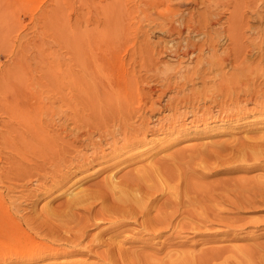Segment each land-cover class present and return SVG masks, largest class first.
Here are the masks:
<instances>
[{
    "label": "bare ground",
    "instance_id": "1",
    "mask_svg": "<svg viewBox=\"0 0 264 264\" xmlns=\"http://www.w3.org/2000/svg\"><path fill=\"white\" fill-rule=\"evenodd\" d=\"M133 1L134 3L128 4L129 2L127 3V1L125 0H113L111 2L108 1L105 6L103 5L104 7L103 9H101V12L106 16V20L101 19L102 17L100 19L103 20L104 23L106 22V24L103 29L100 28L101 30H98L97 28L96 30H93L92 28H87V26H83V59L80 60L82 67L80 69L81 71H77L79 73H73L75 74V76L71 77L73 82H77L78 86L83 88V96L87 97L88 95L87 98H89L85 99L86 97H83V115L79 112L74 114L72 113L73 115H70L71 113H64L63 115L61 114L60 116H57L58 118H56L55 115H47V117L39 115L40 117L37 116L27 121L28 126L30 125L29 135H24L22 132V135H19L20 130L19 132L17 130V133H19V141H15L14 139H12L15 142L20 143V146L18 147L19 150H21L23 153L26 151H30V153H33V157L31 158H27L29 154L26 155L25 153L24 155L20 151L18 152L19 154L17 153V155H20L19 157H22V159H27L24 160L25 162L27 161L30 164L27 165L23 163L22 160L20 161L15 158L16 160H18L16 161L14 159V155L16 153L13 155V159L15 160L14 162L13 159H11L12 156H9V153L7 152L8 156L11 157L10 159L13 162L9 161V165H7L8 167L5 170V174L7 175L9 171H13L15 175L14 177L20 180L21 182L25 179H27L26 182H34V186H29L25 189L23 188V185L25 183H21L22 189L20 192H22L21 194H23V191H25L24 195L27 196L28 199H31L32 197H37L38 193L46 195L50 194L57 187H62L65 183H68L70 178L79 175L77 173H82V175L79 176L81 180L87 178L88 176L90 177L91 175H86L85 173L95 163H105L106 165H104L103 170L107 173L105 177H103V180H94L92 181V183L86 186H83L81 184L79 186L83 187L70 190L68 193H66L67 197L62 200L58 205L52 207L47 206L45 209L43 208L45 216L43 215L42 217H44L43 220H47L46 222L42 220L44 226L43 224L41 225L42 221L41 223L38 221L36 222L35 219L31 218V222L32 220H35L34 223L36 222V225H34V223V226L28 225V229L23 228L24 226L22 227V224L19 225L17 223L18 221H14L15 225L11 222L13 227L10 226L9 221H0V249L1 246H7V248L10 247V249L13 251H21V254L27 256H24V259L20 257V259H22V261H24L25 263L37 264V262H40L42 264L44 262V264H144L145 261L148 262L152 258L154 259L157 257H153L152 254L147 253L146 249L144 250V248V251H139V246L148 248L150 246L151 249V247H153V244L151 243L152 240H155L158 237H162V235H165L164 233L169 232L167 238L165 239L167 240L168 247H172L173 243L169 244V242L171 241L168 240L172 239V236L176 234V232L179 233V230L183 227H185L184 229H188L186 226H188L191 230L194 229L196 231V228L198 230L197 223H199L200 225L205 223L203 221H209L210 223L211 218L210 220L208 219V217L206 216V212H209L210 214L212 213L215 217H217L219 215V211L226 209L225 207L227 205H224V207L222 203L229 204L231 207L233 206L234 209L236 208V210L240 211H242V208L245 210V208L249 206L254 207V205H256L255 203L257 202H262L261 204L257 203L260 205L264 204V179L248 181L242 178H238L237 176L236 178H227L225 180L217 179L218 182L216 184H204V182H198V180H201V178L203 179V177L206 176V173L209 171L211 166L214 165L213 163L219 165L220 168L218 170L222 172L226 171L227 173H237V171L249 170L247 169L249 167H259V163H252V166H247L241 164V161L250 162V160L257 161L261 158H264V134L261 136L257 134L258 137L255 135L256 133L254 135L252 134V137H254L252 141H250L249 139L248 141H245V138H239V140H237V143L231 145H218L217 149L213 147L214 145L211 146L213 148L212 149L209 144V148L215 151V153L213 152V154L207 152L209 149L203 150V152L206 151L203 154V152L200 151V149L202 148V146L200 145V149H197L196 147L194 148L195 150L197 149V151L199 150V152L196 151V154H190L192 148L189 150L190 155H188V158V153H186L187 150L184 151V153L182 151L183 148L182 150L181 148L180 150L177 149L176 152L174 151L169 155L167 154L169 151L166 152V154L170 156V158H156V154L153 156V154H151L152 152L150 154L148 153V150L146 154L145 151L140 152L139 150H136L135 147L147 143L145 141H153L151 139L148 140L147 134L155 135L158 132L166 130V128L169 129L167 131L168 133L174 132L177 135L181 132L183 133V131L179 128V126L182 124L180 118L182 119L183 114L185 115L186 112H183L182 114V112L180 113L179 111H177L178 114L175 113L177 115H173L172 117L167 118L166 127H163V121L160 119L157 121V123L151 125L150 117L148 116V114L146 116L144 112L145 106L149 104V101L147 103V100L143 98V100L139 101L133 99V97L136 96L134 95L135 92L139 88L141 90L143 85L142 84L141 87H138L139 80H137V78H140V76H136L137 72L135 75L134 70L130 67L131 71H133L130 73V70L128 71V69H126L127 72H125V74L122 73L123 75L120 77V79L118 78L117 81L113 82L107 78L109 75L108 69L112 68L113 66L114 68L119 67L120 64L124 65L127 62L128 63L126 65H138L139 63V67H143L145 68V70L147 69L148 72L150 69H157V64L159 63L160 65V62H164L160 61L161 59L159 60L158 55L161 54L162 56L164 54L170 56L171 59L173 58L181 61L183 60V57L191 58L193 60V64L195 63L194 65L192 64V67L186 69L189 70L187 74L185 73L186 71H184L185 69L183 70L184 72L180 74L179 72L181 70H179V75H177L176 72H172L171 74L170 71H172V69H169L170 71H168V69L162 70L164 77L168 80V83L174 81L176 83L175 85H180V83L182 82V87H178L181 90H183L182 88L186 86L188 82H192L193 84L194 79H197L198 81L201 80L204 86H207L206 83L208 81L212 83L211 85H226L225 81L229 80L230 82L231 76L229 77V74H224L226 71L225 67H227L228 64L231 65L237 60L240 62H238L239 64L245 62V56L243 51L244 41L242 42L241 38L242 36H244L243 30L245 24H247V21L245 20V12H243L244 10L242 11L240 9L243 7L244 4L238 3L236 0H227L228 3L226 0H224V3H215L213 9L211 7V9L202 11V15L198 14L201 17H197L195 11L191 10L189 12H186L185 8H180L181 5L187 3L188 1L191 2L192 0H178V5L174 4L175 6L173 7H170V3H172V1L168 5L166 4V10L171 12L168 15L166 11V14H163L164 11L162 10V13L160 8L158 7L161 3L163 4L165 1L169 2L170 0H139L138 2L137 0ZM218 1L221 2V0ZM232 1L235 2L234 4L236 8H239L236 9V11L233 13L235 16H233V21L230 22L228 28H226L227 32H224V28L218 29V27L215 26L216 24H219L221 20V18L219 19L218 17L216 9L218 10V6L220 4L226 3L225 5H228ZM248 1V4H253L256 0ZM262 1L264 2V0ZM202 2L204 3V1ZM237 10H239V12ZM136 11H140L141 13H143V19H146L147 21L150 20L151 23L156 20L154 22L155 27L158 28V30L162 31V33H166L169 36H172V39L169 38V40H167L165 43H162L161 41L160 43H158L159 40H157L156 42H151L148 38H146V31L141 30L143 28L141 27V23L137 24V29H135V27L133 26V22L136 20L133 19L137 18L138 15H141L140 13L138 15L135 14ZM253 11L255 12V15L258 16V19L264 16L262 13L260 14V10L258 9H254ZM203 18H206V20H204ZM140 20L142 19L138 18L137 22H140ZM141 22H143V20ZM151 27L153 28L154 26L152 25ZM152 28L150 29L154 30ZM132 32L135 35L134 39H136L137 44H131V53L129 51L130 57H127L128 60L126 62V57L125 59H123V56L120 55L118 46L126 37L134 36L132 35ZM223 34L231 39L230 41L233 42V45L232 47L230 46L231 48H226V50H223L222 53L219 54L217 53V47L221 42V37L223 36ZM125 51L128 52L127 49ZM38 59L40 60V58ZM158 60L159 62L156 63ZM236 67H234V65L232 66L231 75H234L235 73H237L238 75L241 69L243 71L242 67L240 69V66H238L240 70L236 69ZM114 68L112 70H114ZM137 69L139 68L137 67ZM158 69H160V67ZM143 71L141 70V72ZM214 71L220 73L221 71H223V75H226V77L221 76L220 81L218 83H216V79L213 81L214 78H210L208 79V81H205L207 80L206 77L209 72L212 74ZM227 71L230 72V69ZM156 72L158 73V71ZM202 72L204 73V75L206 74V72L208 74L204 76ZM243 73L242 75L245 77V73ZM153 75H150L151 78L153 77ZM162 75L161 77H163ZM216 75L217 74L215 73L214 76ZM154 76H156V73ZM2 81H0V83ZM161 81L162 79L159 82ZM199 83L197 88H199V85L201 84ZM192 84L190 85L192 86ZM204 86L201 87V90L205 89ZM197 88L195 87L193 89L197 90ZM207 88L208 87H206V89ZM162 89L163 88L160 89V92ZM188 90L186 91L185 89L186 93L189 92ZM200 92L204 94V91ZM237 92L238 91H236V95L238 94ZM194 94L196 95L197 93L194 92ZM65 95L63 94V96ZM190 95L191 92L189 96ZM229 95L230 94H228V97ZM173 96L175 97L174 92ZM176 97L178 98V95ZM184 97L185 99L183 97H180L179 99H173L172 97V99L167 98V100L165 99L166 103H164V105H167L168 107L172 106L173 109H178L181 106L185 108L190 102H192L191 100L193 99H186V97L188 96ZM165 100L163 102H165ZM157 102L158 100L156 99L150 100V104L147 105V109L151 110H149V112L147 111L148 113H150L151 111L153 112V110L158 108L156 105ZM203 103L204 102H202V104ZM205 106L207 105L205 104ZM196 107L197 106L195 105V108ZM202 107L204 108V105ZM221 107H223V105ZM173 109L171 110L173 111ZM221 109V112L219 111V114L223 112ZM240 110L242 111V109ZM192 112L194 113V110ZM215 113L217 114V112ZM199 114L200 113H198V116H200ZM212 115L214 116V114ZM132 119H140V121L138 120L139 123L134 124ZM214 120L215 117L210 121ZM190 121L192 124H195V119H192ZM25 126V128L28 129V126ZM47 126H50L52 128ZM183 126L185 127L184 124ZM5 136L6 135L4 134L3 137L5 138ZM7 136L5 139H8V142L9 140L12 142L11 138L9 139V137L11 136ZM18 138H16V140ZM235 138L236 137H234V139ZM226 141L229 140H225V142ZM225 142L223 141V143ZM230 143L233 142L231 141L228 144ZM5 147L6 146H4L3 148ZM161 147L162 146H160V148ZM168 147L169 145L167 146V148ZM182 147H184L185 149V146ZM10 149L9 151H12L13 153V150ZM194 149L193 151L195 152ZM226 151L228 154L225 153ZM160 154L161 153H159V155ZM167 155L165 157H167ZM129 164L130 166H128ZM132 165L135 166L131 167ZM122 166H128L129 168H131L127 171H123L121 168ZM263 170H261V172ZM13 173L11 172V174ZM262 173L258 175H260L261 178H264V175H262ZM233 176L234 175L230 177ZM4 177L5 176H3V179L7 180V178ZM256 177L259 178V176ZM11 178L12 179L8 178L9 181H13V177ZM195 178L196 180H194ZM206 179L207 178L205 177V180ZM7 185L8 186L6 189L10 192L11 190L13 191L15 188H18L16 186H13V184L11 186L9 184ZM17 186H19V183ZM12 197L13 196H10V198ZM8 200L10 201V199ZM9 201H7L8 203L6 202V206L9 204ZM11 204L13 205L15 203ZM218 205H220L221 208L218 207ZM245 205L248 206L246 207ZM9 206L8 209L10 208ZM222 206L224 207V209H222ZM18 209L19 208L17 207L16 210ZM227 209L229 210V208ZM230 209L232 210V208ZM197 214H199L201 217ZM22 216H25L24 218L28 217L25 214H23ZM22 216L21 214L20 216L18 215V217L23 218ZM29 217H33V215H29ZM185 217L191 219L189 223H183ZM220 218L217 220L215 218H212V220L215 219L214 221L217 222L218 220H223ZM237 220L239 222H242L239 218H237ZM26 221L27 219L25 220V223H30V221ZM227 222L228 221H226L225 223L226 227L230 225ZM38 223L40 224L37 225ZM243 223L244 222H242V224ZM233 224L232 226L234 227L236 225L235 227L237 228V224H235V222ZM238 225L239 227L241 226V224ZM93 229L97 230L95 232H92ZM127 244H130V246ZM135 244H138V247H136ZM157 249L155 248V252ZM169 250H165V252L170 257L173 255V253ZM218 250L220 251V248ZM175 251L176 250H174V252ZM208 251L210 252V249ZM222 251L223 250H221L220 252ZM248 251L245 250V253ZM152 252L155 253L153 250ZM161 252H163V250ZM220 252L215 251L214 253L217 254V257H219L221 256L219 255ZM156 253L158 254L159 252ZM214 256L216 257V255ZM67 257H72V259H64ZM163 257L167 258L166 254ZM59 258H63L64 260L61 261V259L59 260ZM225 258H223L224 260L222 259V262L226 263L227 258ZM56 259H58L59 261H57ZM88 259H91V261H89ZM209 260V258H206L203 259V261L200 260L201 262H199L207 264V261L208 263L211 262V260L210 262ZM6 261L8 260L6 259ZM14 261L12 260V262ZM169 262L171 264H181L179 261L173 262L172 260ZM192 262L195 263L193 259Z\"/></svg>",
    "mask_w": 264,
    "mask_h": 264
},
{
    "label": "rangeland",
    "instance_id": "2",
    "mask_svg": "<svg viewBox=\"0 0 264 264\" xmlns=\"http://www.w3.org/2000/svg\"><path fill=\"white\" fill-rule=\"evenodd\" d=\"M108 1L111 2L113 0H0V81L3 80L0 83V86H1L0 87V135L2 134L0 136V177H1L0 178V182H1L0 183V221H3V222L9 221V224L11 227H13L11 222L15 225V222H17V221H18L17 223L19 225L22 224L21 226L22 227L24 226L23 228H26V229H28V227H29L28 225H30V226L36 225L37 221L41 223V221L44 218L42 216L43 215L45 216L44 209L47 206L52 207V206L58 205L62 200H64L67 197L66 193H68L70 190L86 186V185L92 183V181H94V180H97V181H99V179L103 180V177H105V175L107 174L106 171L103 170L104 165H106L105 163H95L85 173L86 175H91L90 177L88 176L87 178L81 180L79 176H81L82 173H77L79 175H76V177L70 178L68 183H65L64 186L57 187L50 194H47V195L38 193L37 197L31 198L32 200L29 198L31 200L30 201L27 198V196L24 195L25 191H23L24 192L23 194H21L22 192H20V191L22 189V184L25 183L23 185L24 186L23 188L25 189V188H28L29 186H34V182H30V181L26 182L27 179H25L21 182L20 180H18L14 177L15 175H14L13 171H9L8 175H7V174H5V170L8 167L7 165H9V161H12L11 159H13V155L15 153L16 154L14 155V159L16 158L20 161L22 160L23 163L30 165L27 161L26 162L24 161L27 159H25V158L22 159V157H19L20 155H17V153L19 151L20 152H22V151L19 150V147H18V146H20V143L15 142V141H19V138H18L19 133H20L19 135H22V133L24 135H29L30 125L28 126V124H27V121L29 119H32V118L37 117L39 115L44 116V117H47V115L48 116H52V115L54 116L55 115V117L58 118L57 116H60L61 114L63 115L64 113H68V114L71 113L70 115H73L74 113L79 112L80 114L83 115V97H84L83 93H82L83 88L79 87L77 82H76L77 84L75 82H73L71 77H73V76H75V74L79 73L77 71H81L80 69L82 67L80 60L83 59V26H87V28H92L93 30H96V28L98 30L103 29L105 24H106V22L104 23L103 20H106V16L101 12L102 11L101 9H103V7L106 5V3H108ZM125 1H127V3L129 2L128 4L134 3L133 0H125ZM130 1H133V2H130ZM138 1L139 0H137V2ZM171 1H172V3H170ZM202 1H204V3ZM202 1L201 0H195V1L192 0L191 2L188 1L189 3L187 2L183 5H181L180 8H182V9L185 8L186 12L193 10V11H195L197 17H201L198 14L202 15V13H203L202 11H205L207 9H211V7L213 9L214 4L217 2L218 3H224L225 2L224 0H221V2L218 0H202ZM236 1L238 3L244 4L243 7L241 5L242 8H240V9L242 11L244 10L243 12H245V20L247 21V24H245V27L243 30V35L245 37L242 36V38H241V41L242 42L244 41V43H243L244 50L243 51H244V56H245V62H242L241 64H239L240 62L237 60V61L233 62L231 65L228 64V66L225 67V70L227 71L230 69V72L227 71L228 72L227 73L225 71L224 74H226V75L229 74L228 75L229 77L231 76L230 82H229V80H227V81H225V83L228 87H231V88H228L225 84H223V85H217V84L211 85L212 83H210V81H208V79L214 78L213 81L216 79L215 81H216V83H218L220 81L221 76L226 77V75H223V71H221V73L214 71L212 74L210 72H209V74L206 72V74L209 75V77L207 75V77H206L207 80H205V81H208L206 83L207 86H204L200 79H199L200 81H198L197 79H194L193 84H192V82H188L187 83L188 86L186 85L182 88L184 90L183 91L180 89L182 87L181 86L182 82L180 83V85L177 84L178 86L175 85L176 83L174 81H172L171 83H168V80L164 77L162 70L168 69V71H170L172 69V71H170L171 74H172V72H176L177 75L186 71L185 73L187 74V72L189 70H186V69L187 68L189 69L190 67H192L195 64V63L193 64V60L191 58L183 57L182 61L178 60V59H177L178 60L177 61L176 59H173V58L171 59V57L168 55L163 54L161 56V54H159L158 55L159 60L161 59L160 61H164V62H160L161 64L159 65V63H158L159 60H158L156 62V63H158L156 66L157 69H150L148 72L147 69L145 70V68L139 67V65H140L139 63H138V65L137 64L136 65H134V64L126 65L128 63L127 60L130 57L129 51L131 49L130 48L131 44L132 43L137 44L136 39H134L135 38V35L133 34L134 29L132 32V35H134V36L126 37L120 43V45L118 46V49L120 51V55L123 56V59H125V57H126L125 60L127 63L124 65L120 64L119 67L115 66L117 68V70H116V68H114V66L112 68H110L111 70L108 69L109 75L107 78L114 82V81H117L118 78L120 79V77L123 75L122 73L125 74V72H127L126 69H128V71L130 70L129 71L130 73L134 70L135 75L137 72L136 76L137 77L140 76V78H137V80H139L138 81V87L139 86L141 87L142 84L143 85H142L141 90L139 88L135 92L134 95H136V96H134L133 99H136V101L145 99V100H147V103L149 101V104H150V100H155V99L158 100V102L156 104L158 108L153 110V112L151 111L150 113H148L149 110H151V109H149V110L147 109V105H149V104H147L145 106V109H144L145 111L142 109L145 112V115L147 116V114H148V116L150 117L151 125L157 123V121L160 119L163 121V124H164L163 127H166L167 126V123H166L167 118L172 117L173 115H177L178 114L177 111H179L180 113L182 112V114H183V112L184 113L186 112L185 115L183 114L182 119L180 118L182 126L180 125L179 128H180V130L183 131V133L181 132L178 135L174 132L168 133L167 131L169 129L166 128V130H164L162 132H158L157 133L158 135L155 134L156 136L154 134H152V135L147 134L148 140L151 139L153 141H151V142L145 141L147 143H144L142 145H138L137 147H135L136 150H139L140 152L145 151L146 154H147V150H148L149 154L151 152H152L151 154H153V156L156 154L155 155L156 158L164 157L166 159V158H170V156H168L169 154L173 153L174 151L176 152L177 149L180 150V148H181V150H182V148H183V150H182L183 152L187 150L186 153H188L187 154V158H188V155H190L192 153L196 154L197 152H199V150L197 151V149H200L201 146H202V148L200 149L201 152H203V150L209 149L207 152H210L211 154H213V152L215 153V151L212 150L213 149L211 147L212 145H214L213 147L215 149H217L218 145L220 146V145H225V144L226 145L235 144L238 142L237 140H239V138L240 139L245 138L244 139L245 141H248V139L250 141H252V139H254V137H252V136L255 133H256L255 135L257 137H258L257 134H259V136L264 134V128H263L264 127V113H263L264 112V56H263L264 55L263 54L264 53V16L262 18L258 19V16H256L255 12L253 11L254 9H258V10H260L259 11L260 14L262 13L264 15V4H263L264 2L262 0H256L253 4L252 3L248 4L247 3V2H249L248 0H245V1L244 0H236ZM165 2L163 4L161 3L158 8H160L161 12H162V10L164 11V13L162 12L163 14H166L165 13V11H166L167 15H168L171 12L166 10L167 5L169 3H170V7L178 5L177 4L178 0H170L169 2L168 1H165ZM102 3H104V4H102ZM227 3H228V1H227ZM234 3L235 2L232 1L228 5H225L226 3L220 4L218 6V10L216 9L218 17H219V19L221 18V20H220L219 24H216L215 26L218 27V29L224 28L225 29L224 32H227L226 28H228L229 23L232 22L234 19L233 16H235L233 13L236 11V9L239 8V7L236 8ZM101 5H102V8H101ZM223 5H225V6H223ZM205 6L209 7V8H206ZM189 7L190 8L192 7V8L190 9ZM237 11L239 12V10H237ZM136 12H135V14L138 15L140 13L141 15L140 16L138 15L137 18L133 19V20L136 19L133 22V26L135 27V29H137L136 28L137 24L141 23L142 24L141 27H143L141 30L146 31V33H147L146 38H148L151 42H156L157 40H159L158 43H160V41L162 43H165L167 40H169V38L172 39V36H169L166 33H162V31L158 30V28L155 27L154 22L156 20L151 23L150 20L147 21L146 19H143V16H144L143 13H141L140 11L139 12L136 11ZM97 15L99 18L97 17ZM100 18L103 20H101ZM138 18H141L143 20V22H141L142 20H140V22H137ZM203 19L206 20V18H203ZM246 21H245V23H246ZM101 23H102V27H101ZM152 25L154 26L153 28L151 27ZM150 28H152L154 30H151ZM149 32H150V34H149ZM183 36H185V35H183ZM225 36L226 35L223 34V36L221 37V42L219 41L220 43H219V46L217 47L218 48L217 53H219V54L222 53L223 50H226V48H231L233 45L232 44L233 42L230 41L231 39L228 38L227 36L226 37ZM243 37H244V39H243ZM126 49L128 50V52L125 51ZM130 53H131V51H130ZM38 58H40V60ZM68 62H70V63H68ZM235 64H237V65H235ZM233 65H234V67L237 66L236 69H239V68L241 69V67H242L243 71H242V69L241 70L239 69L241 72L239 71L238 75H237V73H235L236 75L235 74L231 75V71H232L231 68ZM238 66H240V67L238 68ZM67 67H69V68H67ZM130 67H131V69H133L132 71H131ZM137 67L139 69H137ZM159 67H160V69H158ZM113 68H114V70H112ZM173 69H175V70H173ZM141 70L142 71L144 70L145 72L144 71L141 72ZM179 70H181V71L179 72ZM156 71H158V73ZM178 72H179V74H178ZM73 73H75V74H73ZM113 73H115V74H113ZM144 73H145V75H144ZM153 73H154V75L156 73V76H154ZM215 73L217 75L218 74L219 75L218 76L216 75L217 76L216 77V76H214ZM242 73L245 75V77L242 75ZM202 74L204 75L203 72H202ZM150 75L151 76L153 75V77L151 78ZM161 75L165 79L163 77H161ZM161 79H162V81L159 82ZM148 81H150V82H148ZM172 83H174V84H172ZM189 83L192 84V86ZM198 83L200 84L199 88H197ZM74 84H75V86H74ZM170 84H171V86H170ZM147 86H149V87H147ZM193 86H195L197 88V90L193 89V88H195ZM202 86H204L205 89L202 88L203 90H201ZM144 87H146V88H144ZM178 87H180V88H178ZM206 87H208V88L206 89ZM244 87H245V89H244ZM147 88L150 90H148ZM161 88H163V89L160 92ZM185 89H186V91L188 90L189 92L186 93ZM180 91H182V92H180ZM198 91H199V93H198ZM200 91H204V94ZM236 91H238L237 95H236ZM173 92L175 94V97L173 96ZM190 92H191V95L189 96ZM194 92L197 93L198 95L197 94L195 95ZM157 93H158V95H157ZM184 93H185V95H184ZM205 93H206V95H205ZM224 93H226V94H224ZM63 94L64 95L66 94V95L63 96ZM176 94L178 95V98L176 97L177 96ZM228 94H230L231 96L229 95V97H228ZM183 95L188 96V97H186V99L191 98L194 101L190 99L192 102H190L185 108L183 106L179 107L180 109L179 108L173 109L172 106L168 107L167 105H164V103H166L167 98L168 99L169 98L170 99H172V98L173 99H175V98L179 99L180 97H183L185 99V97ZM87 97H88V95H87ZM87 97L85 99H89ZM146 97H148V98H146ZM164 100H165V102H163ZM202 102H204V103L202 104ZM193 104H194V107H193ZM205 104L207 106H205ZM257 104H259V105H257ZM195 105L197 106L196 108H195ZM203 105H204V108L202 107ZM222 105H223V107H221ZM216 106H218L219 108ZM240 107H242V108H240ZM202 108H203V110H202ZM217 108H218V110H217ZM171 109H173L174 113ZM183 109H184V111H183ZM185 109H186V111H185ZM220 109L223 112L219 114ZM240 109H242V111ZM248 109H249V111H248ZM193 110H194V113L192 112ZM236 110H238V111H236ZM187 111H191V112H187ZM197 112L200 113L199 114L200 116H198ZM215 112H217V114ZM229 112L230 113L232 112V113L230 114ZM175 113H177V114H175ZM191 113H193V114H191ZM194 114L196 117L194 116ZM212 114H214V116ZM166 115L167 116L169 115V116L167 117ZM220 115H221V117H220ZM228 115H229V117H228ZM212 116H213V118L215 117L214 121H210L211 119H213ZM234 117H237V118H234ZM191 118L195 119V121H194L195 124L191 123V121H190V120H192ZM132 120H133L134 124H138L140 121V119H138L139 121L136 119H132ZM134 120H136V121H134ZM183 124L185 125V127L183 126ZM25 125L28 126V129L25 128L26 127ZM69 126H70V123H69ZM82 126H83V124H82ZM47 127H50V126H47ZM50 128H52V127H50ZM17 130H18V132L20 130V132L17 133ZM202 130H203V132H202ZM6 133H8V134H6ZM12 133H13V135H12ZM16 133H17V135H16ZM4 134L6 136L7 135L11 136V137L7 136V137H9V139L11 138V140L14 139L15 141L12 140V142H13L12 143L9 140V142H10L9 143L8 139H5L6 136H5V138L3 137ZM192 135H193V137H192ZM250 135H251V137H250ZM206 136H208V137H206ZM232 136H234L236 138L234 139V137H232ZM154 137H156V138H154ZM16 138H18V139L16 140ZM167 140H169V141H167ZM225 140H229V141H226L228 143L231 141L233 143L228 144L225 142ZM233 140H235V141H233ZM223 141L225 143H223ZM161 143H163L164 145ZM209 144H210V147L212 149L209 148V146H208ZM13 145L15 147L17 146L16 147L17 151L15 150V147ZM168 145H169V147H168L169 149L167 148ZM4 146H6L5 147L6 150H5V148H3ZM160 146H162V147L160 148ZM182 146H185V149ZM207 146H208V148H207ZM12 147H14V148H12ZM195 147L197 148L196 150L194 149ZM7 148H8V150H7ZM164 148H167V149H164ZM191 148H192V151L194 149L195 152L191 151V153L189 154V152H190L189 150ZM9 149L13 150V153H12V151H9ZM7 152L9 153V156H12V158L8 156ZM166 152H168L167 153L168 155L166 154ZM204 152H206V151H204ZM204 152H203V154H204ZM25 153H26V155L29 154L27 156V158L33 157L32 156L33 153H30V151H26L23 154L25 155ZM159 153H161L160 154L161 156L159 155ZM225 153H227V151ZM166 155H167V157H165ZM14 159H13V161L15 162L16 159L15 160ZM18 160H16V161H18ZM261 160H262V162H261ZM263 161H264V158H261L260 160H257V161L250 160V162L249 161H241V164H244L247 166H252L253 165L252 163H259V167H254L255 169L253 167H251V168L249 167V168H247L249 170H245L247 172L242 170V171H237V173H235V172H228L227 173L226 171H224L226 174L224 172L218 170L220 168L219 165H217L216 163H213L215 166L212 165L210 168L211 170L209 169V171L206 173V176H204L203 179L200 177L202 181L198 180V182H201V183L204 182V184L205 183L216 184L218 182V180H225L227 178L228 179L229 178H236L237 176H238V178H242V179H245L248 181H255L258 179H264V178H261L260 175H258L262 172H263L262 175H264V170H263L264 169V165H263L264 163H263ZM1 162H3V163H1ZM244 162H246V163H244ZM128 166H130V164ZM128 166H122L121 168L123 171H127L128 169H130L131 167H134L135 165H132L130 168ZM262 166H263V168H262ZM124 167L127 169H125ZM261 170H263V171L261 172ZM2 172H4V173H2ZM11 172L13 174H11ZM240 173L241 174L243 173V174L241 175ZM9 174H11L12 176ZM224 174L225 175L228 174V175L225 176ZM232 175H234V176L230 177ZM3 176H5L4 178H7V180L3 179ZM219 176H221V177H219ZM256 176H259V178ZM11 177H13V181L12 180L9 181V179H12ZM205 177L207 178L206 180H205ZM222 177H225V178H222ZM15 180H17V181H15ZM194 180H196V178ZM213 180H214V182H213ZM17 182L19 183V186H17L18 185ZM7 184H9L10 186L13 184V186H16L18 188H15L13 191L11 190V192H10L6 189L8 186ZM27 184H28V186H27ZM81 184L83 186H79ZM19 193L21 194V196ZM8 195L13 196L14 199H13V197L10 198V196H8ZM39 195H41V196H39ZM15 198H17V199H15ZM8 199H10L11 202ZM3 201H4V203H3ZM7 201H9V204L6 206L5 204L8 203ZM2 203H3V205H2ZM11 203H15V204H13L15 208L13 207V205ZM257 203H260V202H257ZM257 203H255L256 205L253 204L254 207L253 206L247 207L248 205H245L247 208H245V210L242 208V211L236 210V208L234 209V207L233 206L231 207L229 204L222 203L223 206L227 205L226 207L225 206L224 207L226 209L229 208V210L224 209V207L222 206L223 207L222 209H224V210L220 209L222 211L218 212L219 215L217 217H215L212 213L210 214L209 212H206V216L208 217V219L210 220V218H211L210 223H209V221H203L206 223V224L204 223L205 225L204 224L200 225L199 223H197L198 230L196 228V231L194 229L191 230L188 226H186L188 229H184L185 227L180 229L179 230L180 234L178 232H176V234H174L175 236L173 235L175 238L172 236V239L168 240V241H171V242H169V244L173 243L172 244L173 248L168 247L167 240L165 239V238H167L169 232L164 233L165 235H162V237H158L157 239L152 240L151 243L153 244V247H151V249H150V246H149V248L148 247H140V246L138 247L137 246L138 244H135V246L139 248V251L140 250L144 251L146 249L147 253L152 254L153 257H157L154 259L152 258L148 262L145 261L146 263L144 262V264H164V262H165V264H171L169 261H172V260H173V262L179 261L181 264H196V263L199 264L201 261H203V259H206V258H209L211 260V262L209 260L210 263H208V261H207V264H223V263L224 264H235V263L236 264H240V263L241 264H264V204L260 205L262 202L260 204H257ZM16 205L19 208L18 209L19 211L16 210L17 209ZM8 206L10 207L9 209H8ZM218 207L221 208L220 205H218ZM230 208H232V210ZM237 211H238V213H237ZM20 214H21V216L23 214H25L28 217H29V215L30 216L33 215V217L24 218L25 216L24 217L22 216L23 218H21V217H18V215L20 216ZM197 215H199V214H197ZM30 218L35 219L36 222L34 223L35 220H32V222H31ZM212 218H215L216 220L220 218L223 220H218V222H217V221H214L215 219L212 220ZM237 218H239L240 221H242L244 223L242 224V222H239L237 220ZM26 219H27L26 222L30 221V223L29 222L25 223ZM234 219H236L237 221ZM190 220L191 219L185 217L183 223H189ZM43 221L46 222L47 220H43ZM43 221H42L41 225L43 224V226H44ZM220 221H222V222H220ZM226 221H228L227 223L230 224L229 225L230 227L229 226L226 227V224H225ZM231 222H233V223L235 222V224H237V228L235 227L236 225L233 227L232 226L233 223H231ZM31 223H32V225H31ZM33 223H34V225H33ZM40 223H38L37 225H39ZM238 224H241V226L239 227ZM206 225H208V226H206ZM199 226H202V227H199ZM96 230L93 229L92 232H95ZM127 245L130 246V244H127ZM133 246H134V244H133ZM3 247H6V248H3ZM3 247L1 246V249H0V264H17V263L18 264H28V263H25L24 261H22V259H24V256L25 257H27V256L21 254V251H19V250L13 251L10 249V247L7 248V246H3ZM160 247H164L165 249L160 248ZM140 248H142V249H140ZM143 248H144V250H143ZM155 248L156 249L160 248L159 250L158 249L156 250V252H159L158 254L155 252ZM219 248H220V251L221 250H223V251L220 252L218 250ZM169 249H171V250H169ZM178 249H179V251H178ZM187 249H188V251H187ZM209 249H210V252L208 251ZM247 249L250 251H248ZM152 250L155 253H153ZM162 250H163V252H161ZM165 250L166 251L169 250L170 252L173 253V255L169 257V255L165 252ZM174 250H176V251L174 252ZM190 250H192V251H190ZM245 250L248 252L245 253ZM215 251L220 252L219 253V255H221V256H219L220 258L217 257L216 253H214ZM164 252H165L167 258L163 257L165 255ZM205 252H207V253H205ZM221 253H223V254H221ZM176 255H178V256H176ZM214 255H216V257ZM20 257L22 259H20ZM223 258H225L227 260L226 263L222 262ZM6 259L8 261H6ZM60 259L62 261L64 259H66V260L72 259V257H67L64 259L59 258V260ZM192 259L195 263L192 262ZM12 260L13 261L15 260L17 263L15 261L12 262ZM56 260L59 261L58 259H56ZM88 260L91 261V259H88ZM31 264H34V263H31ZM37 264H41V263L37 262ZM42 264H44V262ZM200 264H203V263H200Z\"/></svg>",
    "mask_w": 264,
    "mask_h": 264
}]
</instances>
